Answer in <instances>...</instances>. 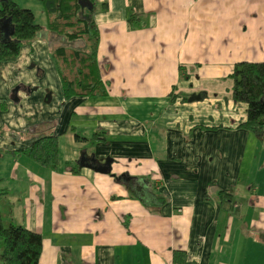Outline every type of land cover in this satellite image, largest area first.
I'll use <instances>...</instances> for the list:
<instances>
[{"label": "crops", "instance_id": "0c3cea01", "mask_svg": "<svg viewBox=\"0 0 264 264\" xmlns=\"http://www.w3.org/2000/svg\"><path fill=\"white\" fill-rule=\"evenodd\" d=\"M91 18L104 96L63 98L46 31L0 63L4 222L41 236L38 264H264V131L230 94L236 63L264 62V0H94ZM44 136L55 170L15 155ZM144 179L161 205L132 197Z\"/></svg>", "mask_w": 264, "mask_h": 264}, {"label": "trees", "instance_id": "16d2710c", "mask_svg": "<svg viewBox=\"0 0 264 264\" xmlns=\"http://www.w3.org/2000/svg\"><path fill=\"white\" fill-rule=\"evenodd\" d=\"M15 1L0 0V24L8 21L6 32L10 34L0 39V63L14 61L23 45H30L41 31H46L64 42L50 52L63 98L104 96L105 86L96 61L98 29L91 18L94 0H31L41 7L43 25L35 22L31 10L20 8ZM230 79L232 102L246 106L245 120L239 127L260 140L264 131V62L236 63ZM169 96L173 98L172 93ZM103 140V133L96 132L89 142ZM15 155H22L41 168L55 170L57 137L37 138ZM68 167L77 173L79 163L73 162ZM143 181L144 186L137 182L129 185L134 188L132 197L144 203L138 193L146 190L161 205L163 198L153 192L151 185H145L149 184L147 180ZM5 194V189L0 188V199ZM40 250L39 234L5 223L0 213V264H38Z\"/></svg>", "mask_w": 264, "mask_h": 264}, {"label": "rangeland", "instance_id": "374dc122", "mask_svg": "<svg viewBox=\"0 0 264 264\" xmlns=\"http://www.w3.org/2000/svg\"><path fill=\"white\" fill-rule=\"evenodd\" d=\"M15 3L20 8H26V9L31 10L34 15V20L37 24L44 22L43 15L41 12V7L37 2L31 1V0H16Z\"/></svg>", "mask_w": 264, "mask_h": 264}, {"label": "water", "instance_id": "95a60500", "mask_svg": "<svg viewBox=\"0 0 264 264\" xmlns=\"http://www.w3.org/2000/svg\"><path fill=\"white\" fill-rule=\"evenodd\" d=\"M5 24L6 25L9 24V22L6 21ZM4 29H5V27H4ZM9 35L10 34L9 33L7 34V32H6V29L4 31H2V27L0 26V39L1 38H7ZM107 170H108V166H107Z\"/></svg>", "mask_w": 264, "mask_h": 264}, {"label": "built area", "instance_id": "2783aa9c", "mask_svg": "<svg viewBox=\"0 0 264 264\" xmlns=\"http://www.w3.org/2000/svg\"><path fill=\"white\" fill-rule=\"evenodd\" d=\"M167 264H172V263L169 262V263H167Z\"/></svg>", "mask_w": 264, "mask_h": 264}]
</instances>
